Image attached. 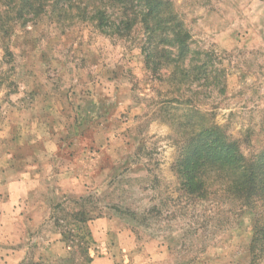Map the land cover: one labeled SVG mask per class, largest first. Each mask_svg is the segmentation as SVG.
Here are the masks:
<instances>
[{"label":"rangeland","instance_id":"obj_1","mask_svg":"<svg viewBox=\"0 0 264 264\" xmlns=\"http://www.w3.org/2000/svg\"><path fill=\"white\" fill-rule=\"evenodd\" d=\"M170 1L219 80L179 92L146 68L142 31L109 37L74 15L29 16L0 35V170L25 169L42 148L36 183L48 194L36 202L57 205L29 241L0 205V264H256L251 215L186 200L172 121L189 99L246 153L264 150V0Z\"/></svg>","mask_w":264,"mask_h":264},{"label":"trees","instance_id":"obj_2","mask_svg":"<svg viewBox=\"0 0 264 264\" xmlns=\"http://www.w3.org/2000/svg\"><path fill=\"white\" fill-rule=\"evenodd\" d=\"M46 14H54L57 22L74 15L103 35L119 39L142 31L146 68L179 92L201 79L210 82L214 74L213 57L192 49L190 31L170 0H0V35L8 32L12 22L25 24L29 16L33 18L30 22ZM212 78L219 80L217 75ZM184 102L187 107L190 100ZM168 103L181 104L179 99ZM185 108V114L172 125L181 136L175 171L186 200L200 204L211 201L216 208L230 203L239 209L238 217L251 215L249 251L254 263L260 264L264 262V150L246 153L242 141L227 128L208 124L206 114L197 108ZM86 256L87 263H92Z\"/></svg>","mask_w":264,"mask_h":264},{"label":"crops","instance_id":"obj_3","mask_svg":"<svg viewBox=\"0 0 264 264\" xmlns=\"http://www.w3.org/2000/svg\"><path fill=\"white\" fill-rule=\"evenodd\" d=\"M39 126L41 127V124ZM39 134H42V131H40ZM38 136L40 138V135ZM53 140L54 139H49L47 142L43 141V145L51 147ZM36 145H38V142H36ZM49 158L50 156L41 148L38 154L34 155L31 159H25L26 163L32 162L26 165L25 169H6L2 171L1 168L0 170V195L2 196V204L0 203V205L3 207V212L6 211L7 216L2 222L7 226L17 227V237L18 239L22 238V241L30 240V232L34 235L37 232L36 235L38 236L40 234L39 231H41L44 226L51 223L50 211H54L57 206L54 204L52 205L49 202V198H47V200L43 199L39 203L36 202V197L40 194H48V189L37 185L36 179L42 177V175L38 169L34 167V162L39 159V163H47L50 160ZM54 175H56V172ZM66 175L68 176L69 174L66 173ZM66 175H62L60 179L66 178ZM29 210L30 213H28ZM56 238L57 237H55V239L48 238L46 241L53 243ZM33 239L36 240V236H34ZM43 239L44 238L41 237L39 240L42 241ZM11 240L13 239H10V241ZM49 243L47 246L48 252L52 251L54 247H57ZM20 254H22V252L18 251L17 255ZM8 259H6V263L13 264L9 262Z\"/></svg>","mask_w":264,"mask_h":264}]
</instances>
